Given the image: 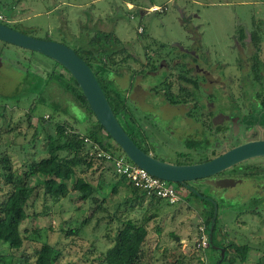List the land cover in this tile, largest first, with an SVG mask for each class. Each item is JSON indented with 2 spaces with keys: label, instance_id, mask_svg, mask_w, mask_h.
Wrapping results in <instances>:
<instances>
[{
  "label": "rangeland",
  "instance_id": "1",
  "mask_svg": "<svg viewBox=\"0 0 264 264\" xmlns=\"http://www.w3.org/2000/svg\"><path fill=\"white\" fill-rule=\"evenodd\" d=\"M20 1L14 3L15 19L35 17L25 22V27L4 24L21 32L29 29L28 35L64 44L81 57H84L81 50H91L95 57L87 59L92 66H105L108 71L120 65L124 56L114 57L116 65L113 66L103 54L104 50L117 51L122 46L128 49L129 54L141 58L143 48L153 47L150 43L160 40L165 44V50H162L169 57L168 60L175 58L184 62L186 56L182 49L193 40V24L196 22L203 25L206 41H219L232 29L234 21L264 14V0H27V7L21 6L26 0ZM128 3L132 5L131 9ZM152 6L159 7L161 11L149 12ZM0 14L6 16L2 6ZM138 28L142 32H138ZM173 42L178 44L174 45ZM175 46H179V50ZM153 49H144V52L151 56L156 54ZM0 62L5 72L23 73L38 80L26 96L12 95L10 90L5 92L0 88V156H7L14 175H19L27 159L43 155L44 133L48 131L52 134L56 121L67 122L68 130L81 133L86 132L88 125L81 123L85 120V113L71 107L77 106L76 101L64 92L54 78L59 76L64 81L68 80V74L62 67L42 55L31 54L3 42H0ZM160 77L162 74L157 77L145 75L143 85L152 87ZM135 116L139 114L135 113ZM75 119L79 122L75 123ZM181 123L178 117L171 122L177 128L181 127ZM36 128L38 133L34 137ZM99 173L98 170L95 172L92 183L101 188L99 194L103 198L105 212L88 211L86 204L81 208L82 202L78 200L76 192H71L58 203H45L42 196L37 195L31 200L28 212L30 215L41 212L46 215L30 220L28 227L46 232L37 237V243L28 240L16 252L17 257L10 264H30L34 248L45 241L53 245L57 243L60 256L56 264H97L98 256L112 245L121 227L118 220L131 219L140 223L144 217L154 214L146 202L140 209L128 208L124 205L129 197L125 188L120 186L117 193L111 192L119 177L106 171L101 181ZM170 184L180 198L183 197L184 192L178 185ZM8 190L9 186L0 177V200ZM38 192L40 194L41 190ZM252 204L254 202L250 206ZM159 205L156 216L147 223L148 237L143 247L148 252L143 259L145 264L147 261L149 264H217L218 254L210 248L209 243L203 249L196 250L194 247L199 229H206L205 220L209 215L195 214L184 204L180 206V203L169 205L160 200ZM188 206L201 210L195 203ZM88 216L93 217L83 224ZM62 228L78 229V233L63 244L58 236ZM217 228L219 233L214 232L213 241L216 244V240H219V244H223L230 254H235L231 246L247 245L250 248L245 262L240 263L237 256L234 263L225 261L222 264H264V213L221 214ZM6 253H10V250L0 247V255ZM4 262L8 263L6 260Z\"/></svg>",
  "mask_w": 264,
  "mask_h": 264
},
{
  "label": "flooded vegetation",
  "instance_id": "2",
  "mask_svg": "<svg viewBox=\"0 0 264 264\" xmlns=\"http://www.w3.org/2000/svg\"><path fill=\"white\" fill-rule=\"evenodd\" d=\"M18 2L21 1L0 0L6 14H1V24L23 27L35 17L15 19L14 3ZM27 5L26 0L21 6ZM197 23L193 24L190 45L180 48L186 56L184 62L168 60L163 53L165 44L153 40V47L142 49L141 58L122 46L117 51L104 50L113 66L114 57L124 56L122 63L108 74L99 69L104 66H92L93 74L111 98L114 110L109 104L116 119L133 142L153 157L177 165L209 162L249 144L264 146V14L234 21L232 29L219 41H206L203 25ZM144 49H153L156 54L148 56ZM10 73L13 72H5L0 62V78ZM160 74L162 77L154 86L143 85L145 75ZM177 117L182 121L180 128L171 124ZM226 179L235 185L218 189L210 183ZM178 188L184 192L178 203L195 214L213 216L215 203L217 216L209 244L218 254L217 264H222L225 255L221 259V250L225 254L227 248L219 240L213 243L214 232L219 233V216L264 213V156L244 160L212 177L186 182ZM190 203L201 210L189 208ZM206 232L209 236L210 225Z\"/></svg>",
  "mask_w": 264,
  "mask_h": 264
},
{
  "label": "trees",
  "instance_id": "3",
  "mask_svg": "<svg viewBox=\"0 0 264 264\" xmlns=\"http://www.w3.org/2000/svg\"><path fill=\"white\" fill-rule=\"evenodd\" d=\"M23 34L28 35L27 32H23ZM76 54L93 71L87 58L94 57V54L89 50L84 53L86 54L83 55L84 57H81L77 52ZM55 65L58 64L55 63ZM99 69L102 73L107 71L108 74L105 66ZM66 73L68 74L66 81L59 76H54V78L63 87L64 92L69 93L76 101L77 106H72V108L85 113V120L81 123L88 125V128L86 132L81 133L68 130L67 122L56 121L53 133L48 131L44 133L43 155L39 158L27 159L22 165V172L19 175H14L10 159L4 155L0 156V177L4 184L9 186L7 194L0 200V247L10 250V253L0 255V264H10L17 257L16 252L28 240L37 243V237L41 236V233L45 234L46 231H40V228L28 227L30 220L46 215L43 212L30 215L28 212L31 200L37 195H41L42 201L45 203L48 201L58 203L66 199L71 192H76L78 200L82 202L80 203L81 208L86 204L88 211L90 209L95 213L105 212L103 198L99 194L101 188L98 184L92 183L97 170L100 172L98 178L101 181H103L102 176L106 171H111L119 177L112 186L111 192L117 193L120 186L125 188L129 197L124 201V205H127L128 208L140 209L146 202L148 208L154 210V214L144 217L140 223L131 219L118 220L121 227L117 230L112 245L103 255L98 256L97 264H145L143 259L148 252L143 247L148 237L147 223L156 216V212L160 208V199L148 196L145 192L134 187L127 178L116 174L112 160L123 153L96 120L74 78L67 71ZM97 80L114 110L104 85L98 78ZM37 83L36 77L18 72L0 78L1 90L5 92L10 90L12 95L26 96L30 94L32 87ZM54 107L57 108L56 105ZM74 121L75 123L79 122L77 119ZM37 133L36 128L34 137L37 136ZM38 190H41L40 194ZM45 208H48L47 204H45ZM91 217L93 216L84 219L83 224H86ZM211 218L212 214L208 216L205 223L207 229ZM77 233L78 229L65 230L62 228L58 233L61 240L58 239V241L65 244L72 235ZM63 238L66 240L64 241ZM56 244H49L47 241L41 242L34 248L29 263L56 264L60 256ZM231 247L235 254H230L226 250L223 262L234 263L237 256L240 257V263L245 262L250 248L247 245ZM227 256H229L228 259ZM4 260L8 263H5ZM146 263L149 264V261Z\"/></svg>",
  "mask_w": 264,
  "mask_h": 264
},
{
  "label": "water",
  "instance_id": "4",
  "mask_svg": "<svg viewBox=\"0 0 264 264\" xmlns=\"http://www.w3.org/2000/svg\"><path fill=\"white\" fill-rule=\"evenodd\" d=\"M0 42L42 55L66 70L76 81L98 123L119 146L125 158L137 167L144 169L153 177L168 183L185 186L186 182L207 179L244 160L264 156V146L249 144L227 152L223 156L209 162L200 164L177 165L161 161L139 148L127 135L116 119L92 70L72 48L55 41L34 38L1 23ZM210 183L214 188L218 189L231 188L235 185L233 180L227 179ZM216 216L217 209L214 203V212L208 236L209 242H211V230ZM223 255L224 250H221V259Z\"/></svg>",
  "mask_w": 264,
  "mask_h": 264
},
{
  "label": "built area",
  "instance_id": "5",
  "mask_svg": "<svg viewBox=\"0 0 264 264\" xmlns=\"http://www.w3.org/2000/svg\"><path fill=\"white\" fill-rule=\"evenodd\" d=\"M148 11L156 13L161 11V9L157 6H152ZM138 32H142V29L138 28ZM112 162L114 170L118 176L127 178L134 187L145 192L148 196H154L160 200H164L169 205L177 204L180 201L179 193L170 183L149 175L144 169L137 167L128 161L124 155L114 157ZM208 243L209 239L206 229L200 228L194 247L196 250L203 249L208 246Z\"/></svg>",
  "mask_w": 264,
  "mask_h": 264
},
{
  "label": "crops",
  "instance_id": "6",
  "mask_svg": "<svg viewBox=\"0 0 264 264\" xmlns=\"http://www.w3.org/2000/svg\"><path fill=\"white\" fill-rule=\"evenodd\" d=\"M128 7L130 8V7H132V5L128 3Z\"/></svg>",
  "mask_w": 264,
  "mask_h": 264
}]
</instances>
